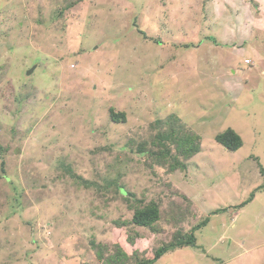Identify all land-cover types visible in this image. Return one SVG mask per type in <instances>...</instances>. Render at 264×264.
<instances>
[{
    "label": "rangeland",
    "instance_id": "rangeland-1",
    "mask_svg": "<svg viewBox=\"0 0 264 264\" xmlns=\"http://www.w3.org/2000/svg\"><path fill=\"white\" fill-rule=\"evenodd\" d=\"M262 170L264 0H0V264H264Z\"/></svg>",
    "mask_w": 264,
    "mask_h": 264
},
{
    "label": "trees",
    "instance_id": "trees-1",
    "mask_svg": "<svg viewBox=\"0 0 264 264\" xmlns=\"http://www.w3.org/2000/svg\"><path fill=\"white\" fill-rule=\"evenodd\" d=\"M111 118L116 123L126 122V114L125 113H116L114 109L110 110ZM177 120V119H176ZM216 141L221 144L222 146L226 147L230 151H238L243 145L244 142L241 138V136L232 128L227 129L223 133L216 136ZM158 144L162 147L160 149L159 153H156L155 157L156 160L164 159L166 160L170 156H172V161L170 162L171 169L177 170L182 169L185 170L187 167L186 165L180 161L178 156H175L172 154V151L170 150V147L167 143L175 144L176 150L180 153L181 157H183L185 160L191 159L193 156H195L200 151V137L193 134V133H182L177 131H170L165 134H162L160 138L158 139V142H155V144ZM146 149L144 146L140 148V153H145ZM4 165V163H3ZM71 173V169L69 170ZM264 175V170L261 171ZM72 177L82 181V183L85 186L91 185L89 181H85V179H82V177H79L77 174H72ZM95 187H98L97 185H93ZM108 188V187H107ZM124 189L123 187L120 188V190ZM121 192V191H120ZM128 194V193H127ZM125 197V196H123ZM131 202V209L133 212V218L132 222L136 226L140 227H153L154 224L159 220L160 218V206L157 202L151 201L148 204L141 205L143 201H136L134 204H137L139 202L141 206L138 205H132L133 201L132 199H125ZM130 223V222H129ZM116 224H122L117 222ZM202 224H208L207 220L203 222ZM202 224L198 225L199 228L202 226ZM128 241V240H126ZM129 242V241H128ZM117 244V243H116ZM196 237L194 231H191V233H185L183 235H178L174 241L171 244L164 245L163 247L159 248L155 253L148 256L143 261L138 262L137 264H153L156 261H158L160 258H162L163 255L168 253L170 250L183 248V247H189V246H196ZM124 250H120L118 252V260L127 258L126 254H124Z\"/></svg>",
    "mask_w": 264,
    "mask_h": 264
},
{
    "label": "water",
    "instance_id": "water-1",
    "mask_svg": "<svg viewBox=\"0 0 264 264\" xmlns=\"http://www.w3.org/2000/svg\"><path fill=\"white\" fill-rule=\"evenodd\" d=\"M32 72H33V70H32V71H30V72H29V74H31Z\"/></svg>",
    "mask_w": 264,
    "mask_h": 264
},
{
    "label": "crops",
    "instance_id": "crops-1",
    "mask_svg": "<svg viewBox=\"0 0 264 264\" xmlns=\"http://www.w3.org/2000/svg\"><path fill=\"white\" fill-rule=\"evenodd\" d=\"M196 246H197V245H196ZM196 246H195V247H196Z\"/></svg>",
    "mask_w": 264,
    "mask_h": 264
}]
</instances>
